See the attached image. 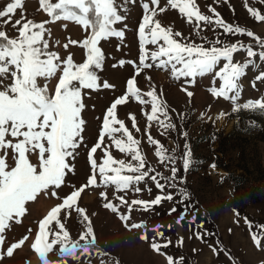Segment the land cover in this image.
<instances>
[{"label": "rangeland", "instance_id": "obj_1", "mask_svg": "<svg viewBox=\"0 0 264 264\" xmlns=\"http://www.w3.org/2000/svg\"><path fill=\"white\" fill-rule=\"evenodd\" d=\"M7 2L9 0H0V9ZM51 2L56 3L57 0ZM144 2L146 0H116L118 14L124 19L113 27L124 35L123 38L110 37L101 41L99 47L105 60L102 69L97 70L99 80L114 87L83 90L81 146L76 151L75 159L70 158L73 171L66 176L65 184L54 190L59 197H64L86 184L87 177L92 174L88 151L98 141L103 115L115 98L126 93L127 81L135 77V86L140 90V95L138 98L129 97L127 103L117 106V119L123 121L134 139L140 141L139 150L147 166L155 169L151 174H161L157 179L164 188H157L151 179H147L126 192H117L114 186L109 185L107 188L88 187L81 193L78 206L86 210L91 220L97 241L95 248L105 253L101 256L94 251L90 257L92 264H100L101 260L104 264H167V257H172L174 264H264V112L251 109L234 112L232 101L213 97L210 89L218 87L220 83L214 72L194 79H173L169 70L155 67L149 59L145 63L153 66L143 68L136 75L140 56L138 27L142 21L141 5ZM195 4L202 14L212 17L211 8L226 24L250 31L264 40V21L258 22L250 15L245 0H195ZM166 5L167 0H160L161 7ZM247 5L264 14V0H247ZM21 11L26 19L36 23L51 19L40 9L39 0H23V8L17 9L14 19L21 18ZM155 19L173 33H182V37H175L181 42L187 40L210 47L211 42L218 38L225 44L250 46L257 53L262 50L247 35H225L222 28L203 23L201 31L195 27V21L188 23L178 10L168 8ZM45 27L49 51L57 53L62 59L71 54L75 63L83 62L84 49L69 43L85 38L86 33L81 26L60 20L49 22ZM0 30H7L10 37L16 35L10 26H0ZM65 44L69 45L67 49ZM145 47L149 52L156 48L151 44ZM251 59L253 63L245 69L238 82L240 94L236 103L240 105L264 96V82L255 79L260 72H264V61L259 60L258 56ZM247 60L243 51L234 54V62ZM223 63L221 61L215 71H219ZM40 83H48L50 88H54L56 78L49 81L41 79ZM152 90L166 111L167 118L161 115L159 121H153L149 127L145 114H150L151 104L139 101H150L151 98L145 94ZM188 92L192 95L189 96ZM130 113L135 117L139 131L132 127ZM160 121L170 123L172 127L165 130ZM149 134L159 142L164 154L171 158L166 159L163 165L155 156V146L148 142ZM114 135L120 138L122 133ZM105 146L114 159L131 160L105 137V144L94 155L97 163L104 158ZM185 153H189L187 169L184 167ZM30 159L32 163H37L35 155ZM173 167L176 169L174 179L171 178ZM136 187L141 189L139 193L133 190ZM102 191L109 201L119 207L120 213L130 215L129 223L142 222L146 228H125L119 218L120 213H113L104 207L107 201L99 195ZM168 194L172 195V200L162 199L159 205L149 206L148 211L136 205L131 213L116 199L117 196H124L129 202L133 199L150 201L157 195L163 197ZM60 202L57 197L40 194L36 200L26 204L25 215L18 218L20 223L13 221L6 229V244L0 248V254L6 252L8 245L26 235L29 241L15 250L12 257L4 254L0 264H41L30 244L38 231V222ZM173 208L176 211L170 212ZM181 216L184 218L178 223ZM78 220L79 217L73 212L72 219L65 222L73 240L78 238L82 228ZM157 225L161 226L159 231L163 233L162 237L154 235L153 229ZM29 229L33 231L30 233ZM141 233H146L152 242L171 243L156 253L149 243L139 239ZM254 233L261 239L260 246L253 243ZM48 258L56 259L52 254ZM82 261L86 264L85 258L82 257Z\"/></svg>", "mask_w": 264, "mask_h": 264}, {"label": "snow or ice", "instance_id": "obj_2", "mask_svg": "<svg viewBox=\"0 0 264 264\" xmlns=\"http://www.w3.org/2000/svg\"><path fill=\"white\" fill-rule=\"evenodd\" d=\"M39 3L40 9L51 18L50 21L33 22L26 19L23 11L20 13V19H14L17 9L23 8V0H9L0 9V26H10L16 33L10 37L7 30H0V248L6 244L4 233L11 226V222L20 223L18 218L25 215L26 204L36 200L40 194L51 195L61 202L53 206L38 222V231L30 244L31 249L38 255L41 264H85L82 257L85 258L86 264H92L90 257L94 251L101 256L105 253L95 248L97 241L91 220L86 210L78 206L81 193L88 187L107 188L109 185L114 186L117 192H126L133 185L146 182L147 179H151L161 190L164 185L157 179L161 176L160 173L151 174L155 169L147 166L139 150L140 141L134 139L125 123L117 119V106L127 103L129 97L138 98L140 95L133 77L127 81L126 93L115 98L103 115L98 141L88 151L92 174L87 177L86 184L64 197L58 196L54 189H60L65 184L68 173L73 171L70 158L75 159L76 151L82 142L83 90L95 91L101 87H114L106 81L101 82L97 75V70L102 69L105 60L99 45L110 37L123 38L124 33L117 31L113 25L120 23L124 18L118 14L116 0H57L56 3L51 0H39ZM141 7L143 16L138 27L140 56L136 75H139L143 68L153 66L145 63L149 59L155 67L169 70L173 79H194L196 76L214 72L220 83L218 87L210 89L213 97L232 101L234 112L241 109L264 112V96L242 105L236 103L240 94L238 82L245 69L253 63L251 58L258 56L259 60L264 61V40L255 37L250 31L226 24L211 8L209 10L213 12L212 17L202 14L195 0H167L165 7L160 6V0H146ZM245 7L256 21H264V14L248 7L247 0ZM168 8L178 10L188 23L195 21V27L201 31L203 23L222 28L225 35H247L253 38L262 50L257 53L250 46L225 44L218 38L211 42L210 47L187 40L181 42L175 37H182V33H173L170 28L162 27L155 19ZM60 20L73 22L85 31L86 35L82 41L69 42L84 49L82 63H75L71 54L62 59L57 53L49 51L45 25ZM146 44L156 46L155 50L149 52ZM68 46L65 44V49ZM241 51L246 53L248 60L243 63L234 62V54ZM221 61H224L223 66L219 71H215ZM53 78H56L54 88H50L48 83H40L41 79L49 81ZM255 79L264 82V72H260ZM187 94L192 95L191 92ZM145 95L151 100L139 102L151 104L150 114H145L150 127L153 121H159L161 115L167 118V113L158 103L154 90ZM129 117L133 121L132 127L139 131L135 117L131 113ZM160 124L165 130L172 127L170 123L164 124L163 121H160ZM115 133L122 135L117 138ZM105 137L112 141L120 153L130 156L131 160L126 162L114 159L105 146L104 158L101 163H97L94 155L105 144ZM148 142L155 146L154 153L160 164L163 165L166 159H171L164 154L162 146L150 134ZM32 155L36 156L35 164L30 159ZM188 155L189 153H185V169L189 165ZM171 173V178L174 179V167ZM133 190L137 193L141 191L138 187ZM99 195L107 201L104 203L106 209L120 213L119 207L108 200L105 192L102 191ZM116 199L131 213L136 205L148 211L149 206L159 205L162 199L172 200L173 197L171 194L163 197L157 195L150 201L133 199L130 202L124 196H117ZM175 211V208L170 210ZM73 212L79 217L77 223L82 226L75 240L71 238L65 226V222L72 219ZM119 218L129 230L146 228L142 222L129 223L130 215L120 213ZM183 218L179 217L177 222ZM160 227L157 225L153 229L155 236H163L159 231ZM28 231L31 233L33 230ZM139 239L149 243L156 253H160L162 247L167 248L171 243L152 242L146 233H141ZM252 240L260 246L261 239L255 233ZM26 241H29L27 235L8 245L6 252L0 254V259L4 254L12 257L15 250L21 248ZM49 254L56 259L50 260ZM100 264H104V261L101 260ZM167 264H174L172 257H167Z\"/></svg>", "mask_w": 264, "mask_h": 264}, {"label": "crops", "instance_id": "obj_3", "mask_svg": "<svg viewBox=\"0 0 264 264\" xmlns=\"http://www.w3.org/2000/svg\"><path fill=\"white\" fill-rule=\"evenodd\" d=\"M11 238H12V236H11Z\"/></svg>", "mask_w": 264, "mask_h": 264}]
</instances>
